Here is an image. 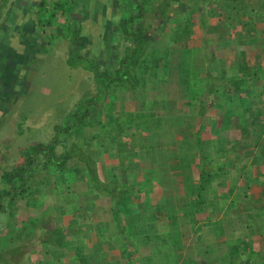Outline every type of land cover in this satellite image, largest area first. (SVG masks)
I'll use <instances>...</instances> for the list:
<instances>
[{
	"label": "crops",
	"instance_id": "obj_1",
	"mask_svg": "<svg viewBox=\"0 0 264 264\" xmlns=\"http://www.w3.org/2000/svg\"><path fill=\"white\" fill-rule=\"evenodd\" d=\"M44 1L56 22L67 9L56 8L58 3L88 0ZM225 1L232 10L226 15L229 21L220 19V14L210 17L211 42L205 43L198 16L191 17L190 31L175 36L188 35V47L167 42L173 50L193 52L191 60L179 61L171 82L181 92L173 95L169 124H137L133 118L138 104L128 109L125 101L113 102L110 110L121 124L114 123L112 135H100L95 142L98 154L92 157L102 183L116 189L97 190L87 172L83 177L70 173L75 176L73 188L66 187V195H57L56 204L44 211L59 220L36 243L35 254L43 258L36 263L249 264L248 246L257 243L254 236L264 219V28L259 22L264 18V0H247L248 5ZM85 11L79 14L78 9L77 17L85 18ZM45 13L39 7L37 15ZM52 26L46 25L43 32ZM205 50L210 59H204ZM182 63L189 70H182ZM253 66L259 68L257 78L250 77ZM210 68L212 76L205 77L204 69ZM184 72H188L185 80L180 79ZM244 75L247 81L242 83ZM212 83L216 85L209 90ZM204 88L210 98L201 111ZM204 160L210 171L214 169L207 183L201 181ZM216 165L222 166L221 172ZM55 228L63 232L64 246L45 241ZM200 245L205 246L202 252Z\"/></svg>",
	"mask_w": 264,
	"mask_h": 264
},
{
	"label": "rangeland",
	"instance_id": "obj_2",
	"mask_svg": "<svg viewBox=\"0 0 264 264\" xmlns=\"http://www.w3.org/2000/svg\"><path fill=\"white\" fill-rule=\"evenodd\" d=\"M128 1L132 0H101L99 4L96 3V0H88L77 5L63 3L64 8H67L66 10L75 11L76 13L73 12L69 15L67 11H64L61 20L55 22L53 19V26L47 28L46 34L45 32L42 33V39L38 38V40L30 43L27 41L24 44L27 53L25 55L27 69L24 70L23 77H21L20 89L11 97H5V95L0 94V189L5 187L2 181L3 172L25 163L26 158L23 151L30 145L39 142H49L54 137L55 125L61 123L69 112L75 110L81 99L91 97L97 92V84L92 71L83 67L75 68L68 63L70 48L74 47L75 27L79 24V21L73 19L74 14L77 17V11L81 7V12L82 10H88L84 19L85 28L83 26V35L93 37V42L83 52L87 56L94 57L102 64L103 68L112 69L111 57L108 58L105 54L106 44L111 41L106 34H108L107 31H113L114 25L112 21L114 20L116 23L119 20V15L114 16L113 20H111V14L120 12V15H123L124 3ZM229 1L227 0L228 4ZM246 1L242 0L245 5H248ZM11 2V0H0V24L6 20V12L11 6ZM147 2L148 9L145 16L137 23L141 22L144 25L148 39L155 38L149 46V51L152 53L156 51L159 55L171 53L172 57L180 54V50L177 48L173 50L167 45L168 41L174 44L178 42V45L187 47L191 43L189 38H186L189 37L188 35L186 37L182 35L181 39L173 38L179 35L181 31L183 32L186 18L199 17L196 22L200 23L202 27L204 32L203 39L206 43L207 41L211 42L212 25L210 17H216L220 14L222 17L220 19L228 22L229 19L226 15L232 12L225 0H148ZM196 5H198L199 10H193ZM242 5L244 6V4ZM90 7L93 8L91 9ZM231 7L233 6L231 5ZM52 14H54V11H46L45 13L48 18H51ZM161 14H165L163 18L160 16ZM65 17L66 23L64 22L65 24H63ZM10 18H13V15ZM162 19L165 20L163 28H161ZM259 22L260 27L264 28V18ZM203 32L200 31L202 35ZM32 36L31 33L27 34L29 38ZM171 36L172 38H170ZM123 43L125 44V41ZM123 48L124 46L120 48V51H123ZM165 48H168L169 51L165 50ZM35 53H38V55L36 56ZM192 53H188L190 59L192 58ZM202 53L204 59L209 58L211 55L209 50H205ZM182 64L185 69H188L185 63ZM210 69L209 71L204 69L203 75L205 77H208L210 73L212 74L213 69ZM163 71V68L159 69L156 72V76L150 78H154L152 80L157 82L163 80V78L166 80L167 77H165ZM144 82L146 85L148 81L145 80ZM171 84L168 88H165V92L167 94L168 89H170L168 91L170 93L168 100L173 104L175 103L173 102L175 100L173 95L176 97L181 91L177 85ZM11 87L12 85L9 89ZM152 87L153 83L151 82L147 90L149 93L155 92ZM110 91L111 95L108 98L112 100L115 98L113 93H115L116 88L114 89L113 87ZM205 91L208 90L204 88V101L210 98V92ZM193 101L198 102L199 100L194 98ZM125 102L128 109L137 107L139 103L138 99L131 98L125 100ZM203 102H201L202 107L204 105ZM111 105L112 103L109 99L104 108L106 121H109L108 112ZM201 111H203L202 108ZM201 111L199 112L200 116L202 115ZM163 117L162 123L169 124V121H166L168 113L164 114ZM112 124L113 126L115 125L114 122ZM98 126L100 127V125ZM86 133L85 135L77 136L75 139L81 142L83 146H86V148H83L85 152L96 158L98 154L96 146L98 145L95 142H98L99 139H94L90 133ZM62 150L63 147L58 148V152ZM209 169L211 168L209 167ZM213 170L212 168L211 171ZM43 175H49L50 181L44 185L42 184L41 191L34 198L28 199L25 196L14 194L6 201L5 211L0 212V264H35L36 260H40V257L43 261L41 254L38 257L35 254L36 243H40L42 237L46 236V229L59 220L58 216L45 215L44 211L56 204L57 195L62 193L65 196L66 187L73 188V182H75V176L70 173H67L65 178H62L52 172L41 170L38 178H42L41 176ZM259 231V233L256 231L255 235L257 237L254 236V240L257 243L253 245V248L248 246V254L251 257L249 264H264V219L260 223ZM18 234L23 238H19ZM203 247L205 248L204 245H200V251ZM241 255L245 261L244 258L247 256L245 251ZM187 261L189 260L187 259ZM159 262L165 263L163 260H156V264H163ZM36 264L39 263L37 262Z\"/></svg>",
	"mask_w": 264,
	"mask_h": 264
},
{
	"label": "trees",
	"instance_id": "obj_3",
	"mask_svg": "<svg viewBox=\"0 0 264 264\" xmlns=\"http://www.w3.org/2000/svg\"><path fill=\"white\" fill-rule=\"evenodd\" d=\"M147 1H128L124 3L125 9L123 15H120V12L111 14V20H113L114 16L119 15L118 22L115 23L114 20L112 21L114 25L113 31H110L108 34L109 40L111 41L110 43L109 41L107 42L105 49V54L108 58L111 57L112 69L103 68L102 64L94 57L87 56L83 52L93 42V37L83 35L84 16H72L74 20L79 21V24L75 27L76 36L73 42L74 47L70 48L68 63L72 67H83L92 71L97 84V92L91 97L81 99L77 104V108L69 112L61 123L55 125L54 137L49 142H39L25 149L23 151L26 158L25 163L3 172L2 181L5 187L0 189V212L5 211L6 201L14 194L30 199L34 198L41 191L42 184L44 185L50 181L49 175H43L41 176L42 178H38L41 170L52 172L54 175L61 176L62 178H65L67 173L73 172L78 177H83L85 172H87L90 175L93 188L108 192L116 189L115 186H107L102 183L99 177L96 159L85 152L81 142L75 139L79 135L87 134L86 132L90 133L94 139H99L100 135L105 132L112 135V130L114 129L112 128V123L117 122L121 124V121L120 117L116 116L113 110L109 111V121L105 120L104 108L109 99L112 104L116 100L138 99L139 103L133 121L137 124L147 125L148 127L161 124L164 119L163 115L169 114L172 106L167 99L170 89L168 91L166 90V94L165 88H168L170 83L173 82V79H175L176 71L180 69L177 67L179 61L181 63L191 59L188 56L189 51H180V54L173 57L171 53H168V55H159L156 51H153V53L149 51V46L155 38L148 39L144 25L141 22L137 23L145 16L146 10L148 9ZM39 6L42 7V10L49 11L44 0ZM59 6L64 11L63 2L58 3L56 8ZM195 7L193 10H199L198 5ZM90 8L92 9L93 7ZM73 12L76 13L75 11ZM79 12V14H82L86 11L81 12L80 9ZM164 15L161 14L160 16L163 18ZM50 17L43 18L39 16V21L44 26L52 25L55 14H52ZM164 19H162L161 28L164 26ZM190 20L191 18L185 19L184 32L192 29V22ZM174 39L177 38L174 37ZM123 41H125V44ZM122 46H124L123 51H120ZM165 50L169 51L168 48H165ZM162 68L167 79L158 82L152 80L154 78L150 77L156 76V72ZM181 69L183 70L185 67H181ZM251 70L250 77L257 78L259 68L253 66ZM181 74L180 79L188 78H186L188 72ZM209 75L210 77L212 76L211 73ZM241 78L243 80L240 79V82L244 83L247 81L245 75ZM145 80L148 81L146 85ZM214 80H216V77H214ZM150 81L153 83L152 88L155 92L149 93L147 91L151 83ZM215 85L212 83L209 86V90H212ZM113 87L114 89L116 88L115 93H113L115 98L111 100L108 97L111 95L110 90ZM182 87L186 88V84H183ZM203 103L202 110L204 111L207 101ZM98 125L101 126L100 129H97L99 127ZM59 147H63L61 152H58ZM202 156L205 159V153L202 152ZM216 166L218 167V172H221L222 166ZM200 172L202 182L207 183L212 180L209 178L212 172L209 169V164L205 160L201 163ZM19 235L17 236L21 238L22 236ZM45 241L64 246L65 236L61 229L55 228L49 231V238L45 239Z\"/></svg>",
	"mask_w": 264,
	"mask_h": 264
},
{
	"label": "flooded vegetation",
	"instance_id": "obj_4",
	"mask_svg": "<svg viewBox=\"0 0 264 264\" xmlns=\"http://www.w3.org/2000/svg\"><path fill=\"white\" fill-rule=\"evenodd\" d=\"M22 6L24 10L21 11ZM39 7V4H30L29 0H13L6 12V20L0 24V94L5 97L15 95L20 89L24 74L22 65L26 63L27 54L24 44L38 40L46 26L39 21ZM28 33L33 36L27 37ZM11 85L13 90L12 87L9 89Z\"/></svg>",
	"mask_w": 264,
	"mask_h": 264
}]
</instances>
